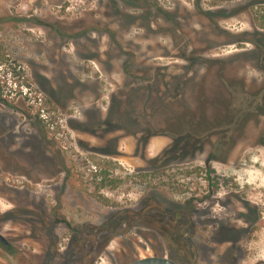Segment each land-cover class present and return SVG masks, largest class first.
<instances>
[{
	"label": "rangeland",
	"instance_id": "rangeland-1",
	"mask_svg": "<svg viewBox=\"0 0 264 264\" xmlns=\"http://www.w3.org/2000/svg\"><path fill=\"white\" fill-rule=\"evenodd\" d=\"M263 95L264 0H0V264L55 261L75 228L103 244L114 213L93 264H264ZM241 106L192 156L146 151Z\"/></svg>",
	"mask_w": 264,
	"mask_h": 264
},
{
	"label": "trees",
	"instance_id": "trees-1",
	"mask_svg": "<svg viewBox=\"0 0 264 264\" xmlns=\"http://www.w3.org/2000/svg\"><path fill=\"white\" fill-rule=\"evenodd\" d=\"M178 122L179 121H177L176 123ZM189 126H190L189 127L190 129L186 130V128L184 127L185 129L183 130V127L180 126L179 124L169 125L167 127V130H162L156 133L149 134L148 138L152 136H157V135H165V136L171 137L173 141L172 145L162 153L161 157L153 159V162H157L161 158L162 159L167 158L168 156L171 157V155L175 151L179 152V150L182 148L181 141L179 140L185 137L188 138L186 140L187 141L186 148H189V143L192 145V148L190 149L191 156L194 155L196 151L203 150L204 143L201 145L199 141L200 139L202 140L204 139V141L208 140V139H205V136L208 135L209 131H207L206 133H201L202 129L204 128L206 129L207 125L201 124L199 123V121L196 122V120L194 119V120H191V125ZM195 138H197V140H195ZM147 139L144 140V145L147 144L146 142ZM218 142L216 143V145L212 144V148L214 150L217 148V145L219 146L223 145ZM187 156H188V153H187ZM183 157H185V155H183L181 159H185ZM126 214L127 213H114L110 215V224L111 226L114 225V227H112L108 231V233H112L113 235L111 236L105 235L107 236V239L104 241L103 244L100 243V241L101 242L103 241L102 238L104 239L103 236L99 237L98 240L97 239L93 240L94 238L91 236H93L94 233H90L88 229L86 228L72 229V236L70 238L71 240L67 244L64 254H59L58 248H54L53 245L51 244L52 248H50V250L52 249L53 252L54 250H56L54 252L56 253V255H54V253L52 252V255L55 261L44 262L43 264H93V261L97 257L98 253L103 251L108 246V243L113 239L114 235H116V232L119 231L118 229H121L123 225H126L128 223ZM138 214H140V212H138ZM142 218L143 216L140 217V219ZM177 218L178 217H176V219ZM135 219H138V218L134 217L133 220L135 221ZM140 219L137 220V222L132 221L131 224L133 226H134V223H139L141 225L143 220H140ZM114 221H117V222H114ZM115 228H118V229L115 230ZM121 230L119 232V235H123V232L126 231L125 226ZM185 243H187V245L189 246H192V243L186 240H185Z\"/></svg>",
	"mask_w": 264,
	"mask_h": 264
},
{
	"label": "flooded vegetation",
	"instance_id": "flooded-vegetation-1",
	"mask_svg": "<svg viewBox=\"0 0 264 264\" xmlns=\"http://www.w3.org/2000/svg\"><path fill=\"white\" fill-rule=\"evenodd\" d=\"M226 91L227 92H229V90H227L226 89ZM231 93V92H230ZM259 95V97H260V94H258ZM261 99H262V101L264 102V95L263 96H261ZM254 106V105H253ZM259 108H260V106H259ZM242 111H241V110ZM240 109H238L239 111H237V113H236V115L237 116H235L234 114L232 115V118H227V115H225V116H223V120H219V121H216L215 123H212V122H209V121H206V118H204L203 117V119L201 120V121H199V123H201V124H205V125H207V127H206V129L204 128V129H202V131H201V133H206L207 131H209V133H208V135H206L205 136V139H208V140H206V141H204V139L202 140V139H200V141H199V143L202 145L204 142H207V143H209L210 142V138L211 137H214V136H217V135H222V136H226L227 135V137H229L230 136V134H231V132L234 130L235 131V129H238V125H240L242 122H244V120H246L247 118H246V116L248 115L247 113L248 112H246V108L244 107V106H241V108ZM258 109V106L256 105L255 107H254V109L252 110V111H255V110H257ZM95 114L99 117V113L98 112H95ZM93 124H94V127H96L97 129H102V121H98V120H95V121H93ZM190 129V128H189ZM122 131H125L124 129H122ZM126 134L127 135H129V136H135V135H133V132H129V131H127L126 130ZM154 137H166V138H168L169 140H170V143L160 152V153H158V155H156L154 158H152V160L153 159H156V158H159V157H161V155H162V153L166 150V149H168L171 145H172V143H173V141H172V138L171 137H169V136H165V135H157V136H152V137H149L148 138V140L146 141L147 142V144H146V147H147V145H148V143L150 142V140L152 139V138H154ZM136 138V137H135ZM195 140H197V138H195ZM194 140V141H195ZM217 141H219L218 143H220V144H222L224 141H222V139H220V140H217ZM192 142V141H191ZM260 142H261V144H262V146H264V141H263V139L261 138V140H260ZM216 145V144H215ZM186 146H187V141H186V143H185V145L184 146H182V148L179 150V152H173V153H176L177 154V157L176 158H179L180 157V155H181V157L180 158H182V156L183 155H187V153L188 154H191L190 153V149L192 148V145L189 143V148H186ZM223 145H217V148L216 149H218V148H220V147H222ZM235 146V145H234ZM197 147V146H196ZM20 149V148H19ZM215 149V150H216ZM197 152V151H196ZM195 154V153H194ZM215 151H214V149L212 148V151L210 152V154L208 155V159H207V162H209L210 160H212V158L213 157H215ZM228 154H230V153H228ZM26 183H28V182H26ZM8 242V241H7ZM9 243V242H8ZM0 245L3 247V248H5V249H7V248H9L10 247V243L8 244V245H3L2 243H0ZM185 245H187V243H185Z\"/></svg>",
	"mask_w": 264,
	"mask_h": 264
},
{
	"label": "water",
	"instance_id": "water-1",
	"mask_svg": "<svg viewBox=\"0 0 264 264\" xmlns=\"http://www.w3.org/2000/svg\"><path fill=\"white\" fill-rule=\"evenodd\" d=\"M0 243H2L5 246L9 244L1 234H0ZM129 264H177V263L166 257L151 256V257L136 259L130 262Z\"/></svg>",
	"mask_w": 264,
	"mask_h": 264
},
{
	"label": "crops",
	"instance_id": "crops-1",
	"mask_svg": "<svg viewBox=\"0 0 264 264\" xmlns=\"http://www.w3.org/2000/svg\"><path fill=\"white\" fill-rule=\"evenodd\" d=\"M170 140L166 137L152 138L147 145V152L152 157H155L160 153L168 144Z\"/></svg>",
	"mask_w": 264,
	"mask_h": 264
}]
</instances>
